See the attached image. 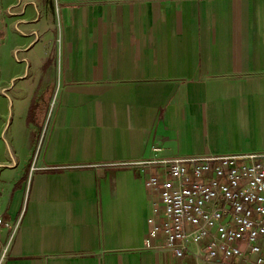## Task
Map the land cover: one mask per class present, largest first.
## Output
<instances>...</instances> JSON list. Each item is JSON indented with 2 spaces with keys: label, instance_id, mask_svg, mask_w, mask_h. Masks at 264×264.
<instances>
[{
  "label": "crops",
  "instance_id": "obj_1",
  "mask_svg": "<svg viewBox=\"0 0 264 264\" xmlns=\"http://www.w3.org/2000/svg\"><path fill=\"white\" fill-rule=\"evenodd\" d=\"M18 1L11 19L0 0L5 264H238L146 248L163 168L139 162L264 151V0Z\"/></svg>",
  "mask_w": 264,
  "mask_h": 264
},
{
  "label": "built area",
  "instance_id": "obj_2",
  "mask_svg": "<svg viewBox=\"0 0 264 264\" xmlns=\"http://www.w3.org/2000/svg\"><path fill=\"white\" fill-rule=\"evenodd\" d=\"M139 163L163 168L145 181L158 192L147 218L146 248L197 261L264 264V151ZM19 224L0 211V264Z\"/></svg>",
  "mask_w": 264,
  "mask_h": 264
},
{
  "label": "rangeland",
  "instance_id": "obj_3",
  "mask_svg": "<svg viewBox=\"0 0 264 264\" xmlns=\"http://www.w3.org/2000/svg\"><path fill=\"white\" fill-rule=\"evenodd\" d=\"M28 1H26V4H28ZM50 0H39L40 3L43 4V2L48 3ZM53 2V0H51ZM19 1L15 0V2H12L10 4V7L6 9V14L7 16H10V18H18L19 17V5H18ZM41 18L43 19L45 25H47V27H54L55 32H57L59 25H58V15H57V11L56 9H54L52 7V11L51 8L48 7L47 5H43L41 7ZM56 34V33H55ZM47 77V76H46ZM45 77V74H43V80L41 81V92L44 93H48V89H45L44 86L48 85L50 82L47 81Z\"/></svg>",
  "mask_w": 264,
  "mask_h": 264
},
{
  "label": "trees",
  "instance_id": "obj_4",
  "mask_svg": "<svg viewBox=\"0 0 264 264\" xmlns=\"http://www.w3.org/2000/svg\"><path fill=\"white\" fill-rule=\"evenodd\" d=\"M43 108H44V107H43ZM41 109H42V108H41ZM42 110H43V109H42ZM44 112H45V110H44ZM32 115H33V114H31V118H32Z\"/></svg>",
  "mask_w": 264,
  "mask_h": 264
}]
</instances>
